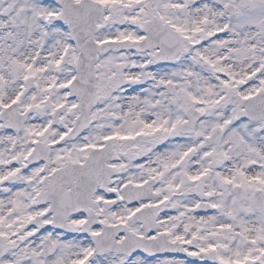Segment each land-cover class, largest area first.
<instances>
[{
    "label": "snow or ice",
    "instance_id": "6c2138e0",
    "mask_svg": "<svg viewBox=\"0 0 264 264\" xmlns=\"http://www.w3.org/2000/svg\"><path fill=\"white\" fill-rule=\"evenodd\" d=\"M0 264H264V0H0Z\"/></svg>",
    "mask_w": 264,
    "mask_h": 264
}]
</instances>
